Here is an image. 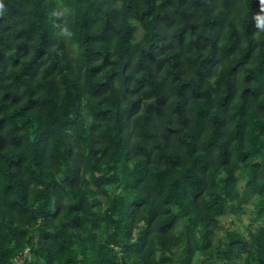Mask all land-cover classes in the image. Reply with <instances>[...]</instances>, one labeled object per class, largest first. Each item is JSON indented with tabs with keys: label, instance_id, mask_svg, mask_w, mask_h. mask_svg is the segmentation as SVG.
<instances>
[{
	"label": "trees",
	"instance_id": "16d2710c",
	"mask_svg": "<svg viewBox=\"0 0 264 264\" xmlns=\"http://www.w3.org/2000/svg\"><path fill=\"white\" fill-rule=\"evenodd\" d=\"M0 264H264V0H0Z\"/></svg>",
	"mask_w": 264,
	"mask_h": 264
},
{
	"label": "rangeland",
	"instance_id": "374dc122",
	"mask_svg": "<svg viewBox=\"0 0 264 264\" xmlns=\"http://www.w3.org/2000/svg\"><path fill=\"white\" fill-rule=\"evenodd\" d=\"M252 208L253 204L248 203L240 213L236 215L228 214L226 217L222 218L216 232L217 238L223 237L226 229L238 228L243 230L246 226L255 227L257 224L251 222L253 219V216L251 215Z\"/></svg>",
	"mask_w": 264,
	"mask_h": 264
},
{
	"label": "built area",
	"instance_id": "2783aa9c",
	"mask_svg": "<svg viewBox=\"0 0 264 264\" xmlns=\"http://www.w3.org/2000/svg\"><path fill=\"white\" fill-rule=\"evenodd\" d=\"M30 258V251H29V248H26L21 255H19L17 258H16V262L17 263H20L22 261H24L25 259L29 260Z\"/></svg>",
	"mask_w": 264,
	"mask_h": 264
}]
</instances>
